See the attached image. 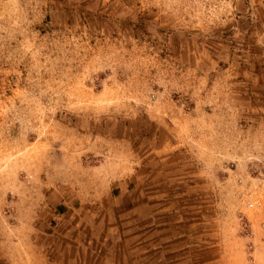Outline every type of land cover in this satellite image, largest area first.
Masks as SVG:
<instances>
[{"label": "rangeland", "instance_id": "obj_1", "mask_svg": "<svg viewBox=\"0 0 264 264\" xmlns=\"http://www.w3.org/2000/svg\"><path fill=\"white\" fill-rule=\"evenodd\" d=\"M264 0H0V264H264Z\"/></svg>", "mask_w": 264, "mask_h": 264}, {"label": "crops", "instance_id": "obj_2", "mask_svg": "<svg viewBox=\"0 0 264 264\" xmlns=\"http://www.w3.org/2000/svg\"><path fill=\"white\" fill-rule=\"evenodd\" d=\"M262 259H263V263H264V256H263V258H262Z\"/></svg>", "mask_w": 264, "mask_h": 264}]
</instances>
